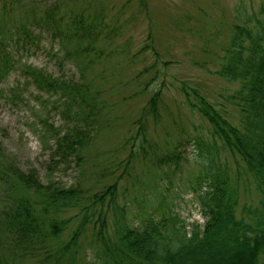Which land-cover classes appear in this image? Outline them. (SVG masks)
<instances>
[{
  "label": "trees",
  "instance_id": "obj_1",
  "mask_svg": "<svg viewBox=\"0 0 264 264\" xmlns=\"http://www.w3.org/2000/svg\"><path fill=\"white\" fill-rule=\"evenodd\" d=\"M2 2L6 13L7 8L25 9L32 5L28 8L30 14L22 19H2L0 81L19 65L26 86L57 96L59 108L71 124L61 130L48 120L42 121L44 131L56 143L51 159L66 164L73 157L82 161L102 111L85 78L56 76L17 60L9 43L15 47L33 43L38 39V27H44L62 40L64 60H75L86 67L92 62L90 53L101 23L86 21L82 13L75 11L66 17L59 0L46 7L38 5L43 4L40 0ZM238 13L217 73L239 83L231 95L239 108V124L232 122L197 87H182L189 106L209 123L211 138H194L199 148H206L199 153L202 160L197 162L200 172L195 187L204 223L194 221L188 231L178 214L155 211L134 225L129 218V202L120 204L119 179L125 178L131 162L146 152L149 143L147 114L134 122L138 126L136 139L122 161V172L97 191L54 180L43 182L35 167L23 169L18 164L0 138V186L4 189L0 205V264H17L18 259L25 257L41 264H87L83 255L88 248L86 243L96 248L94 264H264V212L256 220L237 215L238 181L228 164L216 158L221 151L238 156L264 194V0L258 10ZM160 95L159 90L149 100L148 111L153 119L158 115ZM156 158L158 164L171 162L177 166L182 155L176 146ZM69 229V238L55 243Z\"/></svg>",
  "mask_w": 264,
  "mask_h": 264
},
{
  "label": "rangeland",
  "instance_id": "obj_2",
  "mask_svg": "<svg viewBox=\"0 0 264 264\" xmlns=\"http://www.w3.org/2000/svg\"><path fill=\"white\" fill-rule=\"evenodd\" d=\"M40 1L43 4L38 5L46 7L58 0ZM59 1L66 17L75 11L82 13L86 21L101 23L89 66L64 60L62 40L44 27H38L35 42L9 45L17 60L56 76L80 79L83 75L102 108L94 128L96 134L82 161L74 157L67 164L52 161L56 143L44 131L42 121L48 120L61 130L69 128L71 121L64 118L57 96L26 86L17 65L0 81V138L4 146L23 169L35 167L45 183L54 180L97 191L122 172V161L136 139L138 126L134 122L147 114L149 143L146 152L131 162L125 178L119 179L120 204L129 202V218L134 225L155 211L178 214L188 231L194 221L203 224L205 218L195 187L200 172L197 162L202 160L199 153L206 148H199L194 138L210 137L209 123L189 106L182 87H197L239 124V108L231 99L239 83L228 81L217 71L238 12L258 10L261 0ZM2 5L0 0V24L3 18L12 22L29 15L32 4L25 9L7 8V13ZM159 90L158 115L153 119L148 111L149 100ZM176 146L182 155L177 166L157 163L156 155L169 153ZM216 158L228 164L238 181L237 215L258 219L264 212V194L257 189L244 162L227 151L219 152ZM3 191L0 186V205ZM70 232L67 230L55 243L68 239ZM88 239L93 240L91 234ZM84 246H88L83 254L87 264H94L96 248L89 243ZM17 264L41 263L25 257Z\"/></svg>",
  "mask_w": 264,
  "mask_h": 264
}]
</instances>
